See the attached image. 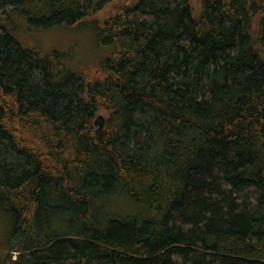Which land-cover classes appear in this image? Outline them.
Here are the masks:
<instances>
[{
	"label": "trees",
	"instance_id": "1",
	"mask_svg": "<svg viewBox=\"0 0 264 264\" xmlns=\"http://www.w3.org/2000/svg\"><path fill=\"white\" fill-rule=\"evenodd\" d=\"M196 2L0 0L1 264H264V0Z\"/></svg>",
	"mask_w": 264,
	"mask_h": 264
},
{
	"label": "rangeland",
	"instance_id": "2",
	"mask_svg": "<svg viewBox=\"0 0 264 264\" xmlns=\"http://www.w3.org/2000/svg\"><path fill=\"white\" fill-rule=\"evenodd\" d=\"M202 0H197L196 7L200 8V2ZM117 3L108 5L105 10L99 15V18H109L116 13ZM15 34L18 44L24 49L36 50L42 53L49 51H71V48L79 45L81 49L85 48L84 35L75 29L57 27L50 30H38L31 29L29 31L23 30L22 33ZM112 211L126 212L127 208H116L113 205L109 207ZM11 229L10 221L0 213V264L3 262L4 258L8 259L10 255L12 260H15L17 253L14 251L7 250L8 248V238ZM21 244L20 240L15 241L12 244V250L18 248ZM7 250V251H6ZM262 260L264 261V254L262 255Z\"/></svg>",
	"mask_w": 264,
	"mask_h": 264
}]
</instances>
